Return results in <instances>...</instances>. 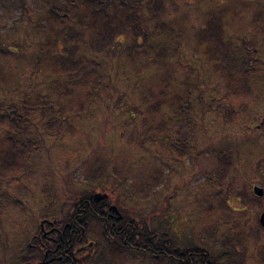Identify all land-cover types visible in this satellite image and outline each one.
<instances>
[{"label": "rangeland", "instance_id": "374dc122", "mask_svg": "<svg viewBox=\"0 0 264 264\" xmlns=\"http://www.w3.org/2000/svg\"><path fill=\"white\" fill-rule=\"evenodd\" d=\"M65 1L0 0V70L6 79V84L0 82V103L18 106L27 92L44 104L43 116L38 110L31 115L30 131L15 136L34 142L20 181H27L34 194L17 206L10 205L0 216V263L13 253L17 239L19 243L45 203L59 204L104 185L112 194L127 202L130 199L134 218L140 214L145 219L156 208L159 220L153 215L147 224L164 223L165 230L180 242L198 244L216 256V264H232L221 255L225 247L220 237L236 221L235 231L245 236L246 252L240 264H264V229L258 222L264 212V194L258 197L252 192L254 185L264 187V46L257 41L254 48L259 61L252 62L255 70L248 77V94L238 99L252 100L249 112L229 124L216 115L215 106L220 98L235 101L225 90V76L206 63V51L191 39L206 11L241 2L245 6L237 3V14L225 18L228 38L238 42L256 34L261 41L264 31H258L264 20L254 23L251 15L264 7V0H165L164 19L176 22L182 33L177 38L151 34L156 49L164 48L162 55L140 48L128 57L127 39L100 56L84 53L93 58L90 67L103 77L96 95H86L88 88L60 80L62 75L50 70L43 53L54 49L50 42L70 25L49 15ZM37 56L42 57L41 65ZM198 91L202 103H193L188 115L174 116L168 104L149 109L166 94L180 92L193 100ZM60 118H67L61 128ZM49 119L55 122L47 124ZM162 120L171 121L172 131H182L188 145L184 156L146 141L155 131L152 127ZM225 152L232 162L221 185L223 211L231 217L227 221L219 212L218 197H213L217 190L210 185L218 178V158ZM89 161L105 164L102 179L86 180L82 169ZM45 174L49 179L43 193L39 188ZM0 188L9 190L10 186L2 182ZM214 239L217 244L212 247ZM106 254L99 255L101 264H157L151 256L139 261L136 255L108 263Z\"/></svg>", "mask_w": 264, "mask_h": 264}, {"label": "trees", "instance_id": "16d2710c", "mask_svg": "<svg viewBox=\"0 0 264 264\" xmlns=\"http://www.w3.org/2000/svg\"><path fill=\"white\" fill-rule=\"evenodd\" d=\"M237 3L242 7L245 6L241 2ZM236 4L223 6L222 9L206 11L202 24L195 29L191 38L193 43L198 44V47H203L206 51L208 55L206 63L212 65L214 70L225 76V90L235 101H226L227 98H224L225 101H223L220 98L215 106L216 115L221 116L223 123L229 124L236 122L249 112L252 100L245 99L240 102L238 99L248 94L250 87L248 77L255 70L252 62L259 61L254 48L257 41L264 46V38L260 41L256 34L249 39L243 38L238 42H232L228 38L225 31V21L226 17L232 18L233 15L237 14L234 7ZM57 6L49 11L50 17L57 22L67 21L70 25L60 29V36L55 37L50 42L54 49L44 50L43 53H46L51 63L49 64L50 70H53L56 75H62L60 80L71 82L72 85H79L85 89L88 88L85 90L86 95L97 94L96 85L101 83L100 80H103V77L98 70H95L94 66L90 67L93 58L85 56V52L91 53L93 56H100L112 49L115 43H125L127 39L129 40V44L126 45V48H128L126 55L128 57H131L134 50L140 48H146L151 54L157 52L156 56H158L159 54L162 55L164 48L157 47L156 49L151 34L177 38L182 33L176 22L164 19L165 0H66L64 4ZM251 18L252 22L255 23L259 20V23H261L264 19V11L256 10L252 13ZM259 29L258 32L262 33L264 26L259 27ZM41 45H43V41ZM36 62L41 65L42 57L37 56ZM5 80L0 70V82L6 84ZM196 90H198L197 87ZM195 97L196 99L193 97L192 100L190 96L180 92L166 94V97L157 99L153 105L150 104L149 109L158 110L161 104H168L172 108L174 116L181 117L188 115L193 103H202L203 98L199 91ZM143 99L145 101L144 97ZM42 102V99L37 102L30 98L27 92H24L18 106L10 104L3 107V103H0V132L2 133L0 134V184L4 182L10 186L9 190L0 188V200H4V204L0 206V216L10 205L17 206L22 198L31 197L34 194L27 181L21 183L23 182L24 168L28 165L26 160L29 152L34 148V142L30 140L31 138L19 140L15 136L30 131V125L33 122L31 115L35 111L38 110L39 114L43 116L44 104ZM207 106L211 108V103ZM67 118L59 119L60 122L57 124L60 125V128L65 124ZM54 120L49 119L46 123L52 124L55 122ZM152 128L155 131L147 136V142L165 145L178 157L186 154L188 145L183 141V133L177 129L172 131L171 121L162 120L160 124H155ZM218 159V178L213 183L210 181V185L217 190L213 197H218L219 212L224 221H227L231 217L223 211L225 200L221 185L230 170L232 162L227 152L220 154ZM104 167L103 162L89 161L82 169V173L88 182L93 179L100 180L107 172ZM30 172H32L31 168L29 169ZM43 178V184L39 190L44 193L49 177L45 174ZM14 182L16 184L13 186ZM11 192L15 194L13 199ZM212 207L210 206V208ZM153 215L158 221L156 208L152 210V213L146 214L144 235L146 244L152 246V248L159 238L166 241L168 231L165 230L164 223L161 224L162 226L147 224L150 219H154ZM232 224L234 226H229L230 229L224 232V236L220 237V242L225 247L221 251V255H224L226 260L232 264H240L241 261L244 262L246 252L245 236L242 232L235 231V226L238 225L236 221ZM215 229L217 231L216 227ZM172 236L174 239L172 240V246L175 245L178 248L180 245L182 249H188L189 244L180 242L178 236L173 233ZM212 243L213 247L217 244V239H214ZM192 248L197 250L200 246L194 244ZM113 250L116 261L120 257L123 258L122 251L117 248ZM207 256L211 264L216 263L218 259L216 256L214 257L209 252H207ZM88 264H101V262L92 260Z\"/></svg>", "mask_w": 264, "mask_h": 264}, {"label": "flooded vegetation", "instance_id": "af4514ba", "mask_svg": "<svg viewBox=\"0 0 264 264\" xmlns=\"http://www.w3.org/2000/svg\"><path fill=\"white\" fill-rule=\"evenodd\" d=\"M259 10L264 11V7ZM103 186L67 197L59 204L45 203L31 228L22 232L19 243L17 239L13 253L0 264H88L106 252V261L114 263L112 250L116 248L123 252L117 262L136 255L139 261L151 256L157 264H211L201 247L172 246L171 232L166 233V241L159 238L153 248L148 246L145 219L140 214L133 217L130 199L127 202ZM95 193L105 197L96 200Z\"/></svg>", "mask_w": 264, "mask_h": 264}, {"label": "water", "instance_id": "95a60500", "mask_svg": "<svg viewBox=\"0 0 264 264\" xmlns=\"http://www.w3.org/2000/svg\"><path fill=\"white\" fill-rule=\"evenodd\" d=\"M252 192H253L254 195H256L258 197L262 196L264 194V187L258 186V185H254L252 187ZM94 197H95L96 200H99V199L104 198L105 194H103V193H95ZM258 222H259L260 226L264 229V212H261L259 214Z\"/></svg>", "mask_w": 264, "mask_h": 264}]
</instances>
